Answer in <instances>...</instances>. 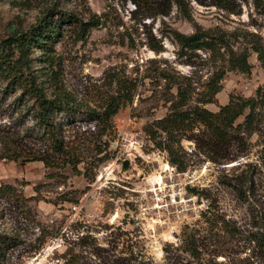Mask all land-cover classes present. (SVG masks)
<instances>
[{
	"label": "rangeland",
	"instance_id": "rangeland-1",
	"mask_svg": "<svg viewBox=\"0 0 264 264\" xmlns=\"http://www.w3.org/2000/svg\"><path fill=\"white\" fill-rule=\"evenodd\" d=\"M53 3L98 21L83 40L67 34L53 46L64 84L84 111H104L118 80L135 88L105 132L84 116L64 126V141L81 158L74 171L38 136L19 92L4 95L0 85V155L41 152L55 165L0 160V186L12 188L0 193V233L9 238L1 264H64L68 252L82 264H264V2L0 0V39L26 29ZM195 32L201 48L182 47L176 35ZM243 57L244 73L231 62ZM219 75L218 105L203 108L217 112L230 95L254 97L257 107L250 125L248 110L235 121L240 127L229 130L222 151L199 143L208 135L200 123L175 146L184 167L178 182L205 208L170 234L145 214L149 180L170 160L159 147L164 134L152 140L147 130L157 131L155 121L170 113L178 86L189 108L202 106ZM124 132L138 143L118 140Z\"/></svg>",
	"mask_w": 264,
	"mask_h": 264
},
{
	"label": "trees",
	"instance_id": "trees-1",
	"mask_svg": "<svg viewBox=\"0 0 264 264\" xmlns=\"http://www.w3.org/2000/svg\"><path fill=\"white\" fill-rule=\"evenodd\" d=\"M130 1L138 7L147 3V0ZM261 1L264 2V0ZM97 25L98 21L90 19L84 22L74 12L62 9L58 4L53 3L47 5L26 29H13L6 37L0 39V85L3 87L1 92L4 95L19 92L16 100L29 104L27 112L38 136L52 154L61 156L65 164H68L74 171L81 158L77 148L68 147L69 145L64 141V126L70 124L74 120L73 117L84 116L98 123L101 122L102 132H105L117 108L131 100V91L135 88L131 82L118 80V91L116 95L107 97L108 102L102 112L84 111L86 106H83L66 88L63 81L62 62L60 56L53 51V46L67 34L74 35L77 40H83L89 30ZM176 37L180 45L185 48H201L204 44L202 36L197 32L190 36L178 34ZM36 51L40 52L37 59L34 55ZM35 62L41 64L42 67L34 69L32 65ZM231 62L243 73L249 70V64L244 57L232 58ZM221 79L222 75H219L217 80L210 84L206 99L201 101L202 106L191 108L188 107L187 90L178 86L176 88L177 99L171 103L170 113L155 121L153 126L157 131L147 130L152 140L156 139L158 131L164 134L168 141L164 145L160 143L159 147L168 154L169 163L180 171H183L184 167L179 161L180 149L177 150L175 146L180 144L186 136L185 132L194 127L196 123H200L208 131V135L202 136L199 143L220 151L229 142V130H237L240 127V124L234 125V123L244 115L246 110L248 114L244 116V125H250L257 107V100L254 97L241 98L230 95L228 103L218 106L217 112L203 108L207 104L218 105L216 95L221 90L219 85ZM56 115H61L63 118L58 121ZM96 153L101 154L102 149L98 148ZM5 158L14 162L21 161V164L37 161L43 162L49 168L55 166L48 160V156L41 152L25 153L14 149L8 157L0 155V160ZM212 160L216 158L212 156ZM5 191L11 192L12 188L1 185L0 193ZM8 239L0 233V257ZM84 240V238L80 239L82 244ZM260 246L264 256V233L260 238ZM67 256L64 264H82L78 255L68 252Z\"/></svg>",
	"mask_w": 264,
	"mask_h": 264
},
{
	"label": "built area",
	"instance_id": "built-area-1",
	"mask_svg": "<svg viewBox=\"0 0 264 264\" xmlns=\"http://www.w3.org/2000/svg\"><path fill=\"white\" fill-rule=\"evenodd\" d=\"M128 140L131 145L138 143L127 132L122 133L118 140ZM184 175L171 165L168 161L162 162L159 166V179L149 180L148 188L145 194L148 201L145 213L153 227H164L170 234L175 232L179 226L183 225L193 216H198L200 210L205 208V203L201 200L197 201V197L193 194L188 195L186 185L178 182L179 177ZM148 182V180H147ZM145 211V209H144Z\"/></svg>",
	"mask_w": 264,
	"mask_h": 264
},
{
	"label": "bare ground",
	"instance_id": "bare-ground-1",
	"mask_svg": "<svg viewBox=\"0 0 264 264\" xmlns=\"http://www.w3.org/2000/svg\"><path fill=\"white\" fill-rule=\"evenodd\" d=\"M159 179V177L158 178H156V180H158Z\"/></svg>",
	"mask_w": 264,
	"mask_h": 264
}]
</instances>
